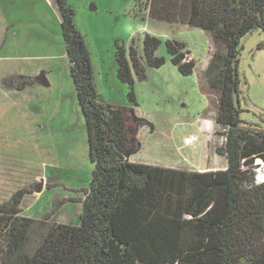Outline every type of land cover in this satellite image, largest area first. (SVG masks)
<instances>
[{
  "label": "trees",
  "instance_id": "1",
  "mask_svg": "<svg viewBox=\"0 0 264 264\" xmlns=\"http://www.w3.org/2000/svg\"><path fill=\"white\" fill-rule=\"evenodd\" d=\"M54 2L93 169L78 224L51 222L50 214L24 216L26 190L0 204V264H264V183L255 174L257 161L264 163V131L243 126L237 74L241 39L253 30L264 37V0L143 5L150 20L199 29L215 47L202 77L205 92L216 97L215 125L224 139L216 151L226 167L208 172L129 162L140 148L137 130L152 129L134 114V82L145 79L141 60L154 69L164 65L155 55L160 39L143 34L142 56L133 43L126 50L115 42L117 78L129 86L131 106L105 103L73 9L68 0ZM165 46L178 72L191 75L196 64L185 61V45L167 40ZM2 82L18 93L29 86L21 79Z\"/></svg>",
  "mask_w": 264,
  "mask_h": 264
},
{
  "label": "rangeland",
  "instance_id": "2",
  "mask_svg": "<svg viewBox=\"0 0 264 264\" xmlns=\"http://www.w3.org/2000/svg\"><path fill=\"white\" fill-rule=\"evenodd\" d=\"M146 1L68 0L74 11V25L91 53L94 83L105 103L131 106L129 86L117 78L115 42L126 50L133 43L142 56L143 34H152L161 41L155 55L165 59L164 65L154 69L141 60L145 79L134 82V114L152 129L145 125L137 130L140 148L129 162L198 172L223 170L226 159L216 151L224 141L215 125L216 97L205 92L202 77L206 59H211L215 47L208 34L199 29L143 20L147 16L143 13ZM31 4L30 0H0L1 31L6 23L14 24L10 35L20 32L19 41L27 42L23 33L32 32L31 27L36 33L35 26L24 27L23 23L32 14ZM46 30L50 32L44 27L38 31L41 40L48 37ZM168 39L185 45L192 56L188 55L186 62L194 59L196 68L191 75H181L170 63L165 46ZM60 40L64 48L61 57L59 48L45 47L55 54L53 60L25 58L31 53H47L28 42L27 52L17 47L0 52V204L19 190H26L28 194L20 206L24 216L43 219L50 214L51 222L75 225L93 164L61 36ZM263 44L260 30L241 39L237 74L243 126L264 131ZM41 72L48 86L34 81ZM12 78L26 81L27 90L15 93V85H3V80ZM189 141L190 147L185 143ZM256 165V179L264 182V163L257 161Z\"/></svg>",
  "mask_w": 264,
  "mask_h": 264
},
{
  "label": "crops",
  "instance_id": "3",
  "mask_svg": "<svg viewBox=\"0 0 264 264\" xmlns=\"http://www.w3.org/2000/svg\"><path fill=\"white\" fill-rule=\"evenodd\" d=\"M30 2L32 3L31 9H30V13H32L30 16H32V17H30V16L27 17L25 14L24 16H26V19L23 20V23H24V27H27L29 25L35 26L36 33L33 32L34 28L31 27L32 32L26 31V34L23 33L24 39L26 41L28 40L27 41L28 44L31 45L32 47H36V50H38V51H40L42 48L45 49V47L48 49L49 48H52V49L59 48L61 51L59 57H61V55L64 51L63 44L60 40V36L62 37L61 31H60L61 30V27H60L61 19L59 17V14H58L54 0H30ZM143 8H144V6H143ZM143 8H142V10H143ZM11 11L13 12V11H15V9L12 8ZM143 13H144V15L146 14L145 8L143 10ZM27 18H29V19H27ZM145 18L148 19L147 16L146 17L144 16L143 20H145ZM159 23H164V22H159ZM33 24H35V25H33ZM165 24L173 25V24H169V23H165ZM182 26H186V25H182ZM43 27L45 29H48L50 32H48L46 30L48 37L44 40H41L40 33H38V31H40V29H42ZM4 29H3V31H1V29H0V52L5 50V49L8 50V49L16 48V47L21 48V51L27 52V49H28L26 47L27 42L19 41L18 35H20V32L12 33V36L10 35L11 34L10 30H15V25L6 23L4 26ZM5 35H6V37H5ZM22 40H23V38H22ZM168 40H170V39H168ZM173 41H175V40H173ZM176 42H178V41H176ZM44 45H47V46H44ZM46 51H47V53L44 55H40V54L36 53L35 54L36 57H35V55H31L32 54L31 53L28 56L27 55L21 56V58L27 56L25 58L35 59V58H42L43 57V58H49L48 60H53L55 58V54L50 52L49 50H46ZM189 56H191V55L189 54ZM208 63H209V60L206 59V65ZM0 64H1V60H0ZM15 93H17V92L15 91Z\"/></svg>",
  "mask_w": 264,
  "mask_h": 264
},
{
  "label": "water",
  "instance_id": "4",
  "mask_svg": "<svg viewBox=\"0 0 264 264\" xmlns=\"http://www.w3.org/2000/svg\"><path fill=\"white\" fill-rule=\"evenodd\" d=\"M91 10H95V6H92ZM34 81L42 86H48L43 72H41L38 76L34 77Z\"/></svg>",
  "mask_w": 264,
  "mask_h": 264
},
{
  "label": "bare ground",
  "instance_id": "5",
  "mask_svg": "<svg viewBox=\"0 0 264 264\" xmlns=\"http://www.w3.org/2000/svg\"><path fill=\"white\" fill-rule=\"evenodd\" d=\"M193 141L195 142V140H193ZM191 145H192V143L190 141L186 143V146L190 147Z\"/></svg>",
  "mask_w": 264,
  "mask_h": 264
},
{
  "label": "built area",
  "instance_id": "6",
  "mask_svg": "<svg viewBox=\"0 0 264 264\" xmlns=\"http://www.w3.org/2000/svg\"><path fill=\"white\" fill-rule=\"evenodd\" d=\"M185 143H187V142H185ZM257 181L260 182L258 179H257Z\"/></svg>",
  "mask_w": 264,
  "mask_h": 264
},
{
  "label": "clouds",
  "instance_id": "7",
  "mask_svg": "<svg viewBox=\"0 0 264 264\" xmlns=\"http://www.w3.org/2000/svg\"><path fill=\"white\" fill-rule=\"evenodd\" d=\"M259 183H264V182H259Z\"/></svg>",
  "mask_w": 264,
  "mask_h": 264
}]
</instances>
